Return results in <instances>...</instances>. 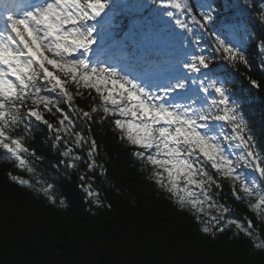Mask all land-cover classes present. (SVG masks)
<instances>
[{"label": "snow or ice", "instance_id": "1", "mask_svg": "<svg viewBox=\"0 0 264 264\" xmlns=\"http://www.w3.org/2000/svg\"><path fill=\"white\" fill-rule=\"evenodd\" d=\"M251 24L264 30V4L254 0H3L0 149L34 174L27 156L43 158L24 140L43 124L61 163H86L89 174L97 168L102 174L91 125L111 116L132 154L157 169L150 178L178 206L189 207L204 234L234 226L264 251V229L229 215L217 179L229 180L231 198L264 222V152L245 115L250 95L237 91L239 81L227 71L241 64L252 70ZM257 54L264 73V39ZM246 78L250 89L262 87ZM81 89L98 94L99 108L95 99L90 111L74 106ZM44 112L58 118L49 121ZM85 149L87 159L79 154ZM80 179L90 202L99 204L94 176ZM51 188L38 190L52 199Z\"/></svg>", "mask_w": 264, "mask_h": 264}, {"label": "trees", "instance_id": "2", "mask_svg": "<svg viewBox=\"0 0 264 264\" xmlns=\"http://www.w3.org/2000/svg\"><path fill=\"white\" fill-rule=\"evenodd\" d=\"M253 32L254 39L246 49L252 70L241 64L234 69V77L240 92L250 95L245 115L257 148L264 152V73L257 54L264 30ZM247 75L262 87L250 89ZM68 87L76 92L75 85ZM81 91L83 97H77L74 106L90 111L95 99L99 108L94 90ZM44 118L55 122L58 114L44 112ZM112 120L111 116L98 117L91 125L102 174L99 168L89 174L86 163L77 162L74 168L66 166L67 158L61 163L60 152L53 150L43 124L34 126L24 140L25 147L43 158L36 161L27 156L34 174L17 168L14 159L0 149V264H264V251L254 248L242 233L236 234L234 226L215 235L204 234L189 207L178 206L154 183L150 177L157 169L132 154V146L122 141ZM84 134H89L87 128ZM86 151L79 152L85 159ZM86 174L94 176L99 204L90 202L81 187L86 181L80 177ZM12 176L28 180L32 186L21 185ZM217 179L223 185L219 199L231 209L229 215L251 219L257 229H264V222L231 198L230 181ZM49 184L52 199L38 190ZM212 191L217 190L213 187ZM259 235L264 240V230Z\"/></svg>", "mask_w": 264, "mask_h": 264}]
</instances>
